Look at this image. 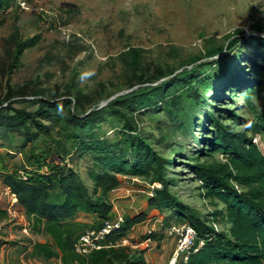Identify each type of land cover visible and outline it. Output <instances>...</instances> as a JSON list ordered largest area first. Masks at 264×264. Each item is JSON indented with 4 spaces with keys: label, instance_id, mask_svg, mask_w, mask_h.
Instances as JSON below:
<instances>
[{
    "label": "rangeland",
    "instance_id": "1",
    "mask_svg": "<svg viewBox=\"0 0 264 264\" xmlns=\"http://www.w3.org/2000/svg\"><path fill=\"white\" fill-rule=\"evenodd\" d=\"M186 73L195 77L190 87ZM251 78L258 96L247 103L234 88ZM37 101L67 103L39 110ZM15 110L35 118L16 125L7 117L16 118ZM232 112L241 119L236 126ZM260 117L264 0H0V216L7 209L4 172H29L46 150V163L66 164L92 191L88 176L102 173L103 164L77 145L101 142L119 150L124 135L137 134L164 164L174 198L207 226L227 232L213 216L224 206L205 196L195 170L223 163V154L198 150L212 140L215 121L249 138ZM118 177L136 191L118 206L125 218L145 212L189 222L174 208L149 209L152 172ZM17 220L0 218V264L38 262L27 250L40 233L23 235Z\"/></svg>",
    "mask_w": 264,
    "mask_h": 264
},
{
    "label": "trees",
    "instance_id": "2",
    "mask_svg": "<svg viewBox=\"0 0 264 264\" xmlns=\"http://www.w3.org/2000/svg\"><path fill=\"white\" fill-rule=\"evenodd\" d=\"M21 48L22 45H18L16 52ZM182 78L189 87L195 82L192 73H186ZM250 83L253 85H248ZM248 84H236L234 88L247 103L258 96L259 87L258 81L252 78ZM152 96L153 92L146 94L148 99ZM35 103L41 110L67 102ZM15 113H18L16 118L7 117L17 121L16 125L35 118V113L23 114L19 110ZM230 118L234 126L240 124L241 119L234 112L230 113ZM215 122L212 140L205 142L198 153L202 155L207 149L220 151L224 162L212 166L198 164L195 170L205 196L224 206V210L215 212L213 216L215 219L220 216L221 221L229 226L227 232L207 226L205 221L178 202L168 189L162 161L137 134H126L119 150L109 145L102 146L101 142H96L95 147L85 142L77 145L82 153L93 152L100 156L103 164L102 173L91 172L88 176L93 185L92 191L78 174L66 168V164L61 167L57 162L46 163V150L39 154L35 165L32 163L31 166L36 168H28L29 172L23 175L18 171L3 173L1 181L15 195L17 206L23 208L28 222L31 221L30 230L36 229L52 240V245L35 244L34 254L46 259L61 256L62 264H146L141 251L99 250L85 258L74 253L73 245L86 229L100 228L102 221L113 217L109 195L122 184L118 175L143 177L150 171L155 183H160L162 188L155 190L154 197L148 201L149 209L179 210L182 215H187L188 223L205 241L186 264H264V154L251 138L255 133L264 134V117L258 118V124L252 128L249 138L245 132H234L231 127ZM70 142L76 146L73 138ZM107 168L111 170L107 171ZM81 213L94 214L97 219L95 225L86 228L74 222V218ZM5 215L6 211L1 212L0 218ZM146 220L145 212L126 217L122 234H127L131 228ZM165 221L169 222L166 218ZM177 264L184 263L179 261Z\"/></svg>",
    "mask_w": 264,
    "mask_h": 264
},
{
    "label": "built area",
    "instance_id": "3",
    "mask_svg": "<svg viewBox=\"0 0 264 264\" xmlns=\"http://www.w3.org/2000/svg\"><path fill=\"white\" fill-rule=\"evenodd\" d=\"M251 138L252 143L257 147L261 139L264 142V136L259 133L253 134ZM261 152L264 154V150ZM161 188L160 183H155L149 193L150 197L153 198L155 190ZM10 197L11 201L8 204L7 212L12 218L21 220L23 231L25 233L29 232L31 223L25 222L24 216H20L15 209L17 204L15 195L11 193ZM125 221L124 214L115 213L112 218L102 221L100 228L86 229L75 241L73 245L74 253L86 258L92 252L99 250L127 249L149 252L156 250L163 240L168 239L174 242V252L168 264H177L178 261L186 264L188 258L203 247L205 243L204 239L197 236L195 229L189 223L175 224L165 221L163 217L147 219L143 234L139 238L132 239L121 232ZM213 227L217 230L215 225ZM161 237L163 238L162 241H160Z\"/></svg>",
    "mask_w": 264,
    "mask_h": 264
},
{
    "label": "crops",
    "instance_id": "4",
    "mask_svg": "<svg viewBox=\"0 0 264 264\" xmlns=\"http://www.w3.org/2000/svg\"><path fill=\"white\" fill-rule=\"evenodd\" d=\"M127 182H128V180L123 181L121 186L118 189L112 191L109 195L110 196L109 200H110V203L112 205V214L113 215L115 213L117 214V213L123 211V208H121V207H120V211H119L118 206H120V204H122V203L127 202L128 200L129 201L132 200L133 199L132 194L134 192H136V191L132 190L131 187L128 186ZM90 187H92V186H90ZM3 192H4L3 194H5L7 196L6 199H7V209H8V204L11 201V197H10L11 192L6 187L4 188ZM1 199H2V196L0 195V201H1ZM7 209L5 208L4 211L7 212ZM15 209H17L18 213L20 212L19 210H21L22 214H20V213L19 214H20V216H24V218L26 220L25 222L29 221V218L25 215L23 208H20L16 204ZM7 214H8V217H11L8 212H7ZM130 216H132V214L128 213L126 217H130ZM147 219H149V217ZM73 221L78 223V224L86 226V228H90L91 226L95 225V223L97 222V219H96L95 215L92 213H81L77 217H75ZM13 224L22 228L20 230H21V233L23 235H27L30 237L28 232L25 233L23 231V226H22L21 220H17ZM144 229H145V222L138 224V225L134 226L133 228H131L129 231H127V236L132 238V239L139 238L143 234ZM35 239L37 240V244L52 245V240L48 235L37 234L35 236ZM173 250H174V242L172 240H168V239L163 240L159 244V247L157 248V250L144 252L143 258H144L146 264H166L170 254H172ZM27 251L32 252V251H34V248L33 249L28 248ZM37 259H38V262H34V264L35 263H37V264H62V262L60 260L61 256H58V258L52 257V258H47V259L43 258L42 256H37ZM20 261H21V264H28L29 263V261H27V262H24L22 260H20Z\"/></svg>",
    "mask_w": 264,
    "mask_h": 264
}]
</instances>
